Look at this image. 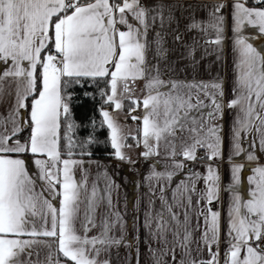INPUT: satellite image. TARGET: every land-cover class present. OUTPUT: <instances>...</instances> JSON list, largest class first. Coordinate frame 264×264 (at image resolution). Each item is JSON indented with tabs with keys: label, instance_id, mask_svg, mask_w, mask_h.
Masks as SVG:
<instances>
[{
	"label": "snow or ice",
	"instance_id": "obj_1",
	"mask_svg": "<svg viewBox=\"0 0 264 264\" xmlns=\"http://www.w3.org/2000/svg\"><path fill=\"white\" fill-rule=\"evenodd\" d=\"M178 10L188 12L183 25ZM197 11L207 18H197ZM226 21L236 57L227 104L222 79L179 78L166 47L171 35L186 49L185 58L199 64L198 50L201 59L212 45L223 51ZM247 26L264 33V0H0V62L7 65L0 67V105L7 100L0 111V264H107L97 260V245L106 250L124 242L123 234L112 235L123 226L119 212L110 211L111 186L98 194L86 162L76 158L91 156L87 148L97 143L94 120L87 138L75 135L80 125L72 117L70 89L85 85L102 99L99 126L109 130L117 158L126 159L122 148L132 147L116 116L124 112L139 122L131 138L145 149L141 155L171 160L165 172L150 177L165 181L150 187L145 215L153 264H264V164L251 169L250 198L229 186L223 257L221 211L211 207L220 202V176L210 162L222 156L224 130L216 121L224 119L225 107L236 110L230 113L229 160L245 153L242 134L256 137L249 148L258 140L264 151V51L243 34ZM139 82L142 95L136 94ZM245 154L257 160L252 151ZM29 157L39 169L35 175L26 167ZM197 161L206 174L186 163ZM243 168L232 163L235 184ZM180 172L186 177L169 198L166 189ZM157 190L160 207L153 211ZM93 230L98 234L89 236ZM205 251L207 259L201 258Z\"/></svg>",
	"mask_w": 264,
	"mask_h": 264
},
{
	"label": "crops",
	"instance_id": "obj_2",
	"mask_svg": "<svg viewBox=\"0 0 264 264\" xmlns=\"http://www.w3.org/2000/svg\"><path fill=\"white\" fill-rule=\"evenodd\" d=\"M170 3L177 4H188V3H200V4H211L219 3L221 0H169ZM197 18L206 19V12L197 11ZM176 16L181 19V25L187 22L185 17L188 16V12H183L181 15V10L176 12ZM175 27V24H173ZM183 30V29H182ZM243 34L248 37L249 42L257 48V50L264 51V33H260L258 29L251 26H247L243 30ZM232 36L233 33L229 27V23L226 21L224 41H223V51L218 52L213 49H217L221 46L212 45L209 48V53L203 56L201 55L203 50H198L196 53V58L199 60V64L193 65L191 60L185 58L186 49L182 47L178 42L174 43L172 36H166V47L169 49L168 52V62L171 63V67L177 70V76L179 78H186L188 80L196 79L203 81H211L216 78H220L223 81L225 89V104L229 98L230 89L234 79V60L235 56L232 52ZM187 40V37L185 38ZM219 55L220 58H217ZM149 59L153 63L156 62L152 55H149ZM163 66V65H162ZM0 67H7V65H2L0 62ZM165 75L164 79H167ZM142 82H139L136 90L137 95H142L141 93ZM7 107V100L4 104L0 105V111H5ZM235 109L229 110L225 107L224 119L222 121H216L222 123L225 145L222 151V156L220 159L213 160L212 163L216 166L218 174L220 176L219 186H220V202L213 203L211 206L214 210L217 208L221 211L222 216V243H221V256L223 257V230H224V220L226 218V213L228 210V205L232 199L233 193L228 190L229 186H234L242 196V198L247 199L249 197V192L252 185L248 183V177L254 175L252 168L257 164H264V151L260 150L258 146L249 148V140H256V137L251 134H242V147L247 151H252L256 154L257 160L249 162L246 158V154L242 153L241 156H234L233 159L229 160L230 155V134L229 129L233 119L230 114L235 113ZM135 114V113H134ZM125 121V115H124ZM126 122V121H125ZM127 123V122H126ZM139 123V122H138ZM128 125H131L127 123ZM135 132V126H134ZM247 138H243L244 136ZM125 136H129L126 135ZM132 145V147H123L125 152L124 155L126 159H83L86 163L84 167L88 172V181L91 185L93 182L97 185L98 194L106 195V189L111 186V196L114 208L110 211H118L120 217L122 218V233L121 231L114 230L112 235L119 238L121 234L124 236V242L120 245L108 246L104 250L103 246L100 255L97 258L98 261H107V264H153L152 256L149 252V245L152 244L155 247L154 242L149 234L148 229L145 227V215L149 211V196L150 187L158 189L159 185L164 184L163 179L157 181L156 179H150L153 171L165 172L166 166L171 163V160L161 156H150L144 157L141 155L145 149L142 144L137 147ZM177 160L181 157H176ZM26 167L30 170V175H35L39 169L34 163V159L29 157ZM243 164L244 168L239 173L240 183L235 184L231 172L232 163ZM190 164L194 170L199 171L201 174H206V168L200 161H197L194 165L192 162H186ZM171 170V169H167ZM77 178L81 175V170H76ZM186 172H180L173 177V181L170 188L166 189V194L171 197L172 188L181 179H185ZM42 183V182H41ZM198 188L204 187L203 180L197 183ZM40 189L38 188L37 191ZM58 199L53 200V204L58 206ZM154 199L153 211L158 210L160 207L159 191L157 190ZM98 232L93 230L89 233V236L97 235ZM198 235V234H197ZM195 255V253H193ZM201 258L207 259V252L202 253ZM179 259V256H178ZM63 260V259H62Z\"/></svg>",
	"mask_w": 264,
	"mask_h": 264
},
{
	"label": "trees",
	"instance_id": "obj_3",
	"mask_svg": "<svg viewBox=\"0 0 264 264\" xmlns=\"http://www.w3.org/2000/svg\"><path fill=\"white\" fill-rule=\"evenodd\" d=\"M74 92L72 100V117L80 127L76 130L75 135L83 140L93 132L91 122L94 120L96 122L95 136L97 143L91 144L88 146L87 151L91 152V156L76 157L77 159H116L114 155V149L111 148L109 142V130L104 127L101 128L100 121L102 116L100 114L99 108L102 104V99L98 95V90L94 87H89L85 85L84 88L76 87L70 89ZM85 92H91L95 96L93 99L91 96H85ZM107 108V105H104ZM124 113V112H123ZM125 115V113H124ZM125 121L129 124L133 123L135 125V132L133 135H136V127L138 121H132L130 117L125 116ZM26 135V133L22 134ZM133 135L127 136L128 138L125 141L126 145H135L137 140L132 139ZM61 259H65L61 257Z\"/></svg>",
	"mask_w": 264,
	"mask_h": 264
},
{
	"label": "rangeland",
	"instance_id": "obj_4",
	"mask_svg": "<svg viewBox=\"0 0 264 264\" xmlns=\"http://www.w3.org/2000/svg\"><path fill=\"white\" fill-rule=\"evenodd\" d=\"M116 116L118 117V123H120L121 128H122V132L125 135H133L134 134V124L131 123V125H128L125 121H124V113L123 112H117ZM122 151H124V149L122 148ZM125 153V152H123Z\"/></svg>",
	"mask_w": 264,
	"mask_h": 264
},
{
	"label": "built area",
	"instance_id": "obj_5",
	"mask_svg": "<svg viewBox=\"0 0 264 264\" xmlns=\"http://www.w3.org/2000/svg\"><path fill=\"white\" fill-rule=\"evenodd\" d=\"M189 166H190V164H189Z\"/></svg>",
	"mask_w": 264,
	"mask_h": 264
}]
</instances>
